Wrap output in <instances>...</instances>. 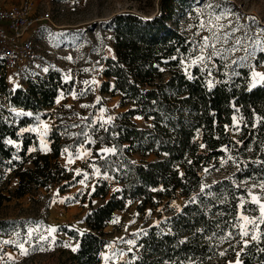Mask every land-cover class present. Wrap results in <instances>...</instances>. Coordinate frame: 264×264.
<instances>
[{"label":"trees","instance_id":"trees-1","mask_svg":"<svg viewBox=\"0 0 264 264\" xmlns=\"http://www.w3.org/2000/svg\"><path fill=\"white\" fill-rule=\"evenodd\" d=\"M195 1L158 0L157 12L150 17L123 11L107 20L114 56L103 61L100 92L118 96L123 111L101 128L91 118L71 121V113L64 112L63 105L54 115L48 153L28 154V146L37 144L36 137L20 130L34 122L33 114L48 116L44 112L54 105L60 91L71 92L72 83L64 82L59 72L49 71L36 80L29 79L25 87L8 89L4 74L0 75V169L11 168L17 179L13 197L54 185L64 192L76 185L81 176L74 175L58 159L64 148L74 150L81 144L93 149L92 163L100 175L119 185L118 191L86 213L81 234L62 229L77 241V250L67 255L70 264L100 263L106 242L104 228L128 200L155 204L154 198L176 194L189 198L203 185L200 173L212 161L233 160L238 179L264 178V86L249 90L247 71L240 69V76L220 81L210 90L197 68L192 69L193 79L183 71L181 61L195 55L193 40L183 24L195 14ZM259 59L264 62V53L255 59L257 65ZM15 109L32 115L18 116L12 112ZM236 113L243 121L234 133ZM137 117L143 121L141 125L134 121ZM89 138L95 143H88ZM9 140L21 142L20 160L14 159L16 148L7 143ZM101 147L116 151L99 155L97 149ZM133 155L139 160H133ZM108 191L109 183L102 180L95 185L91 198H104ZM210 191L207 197L196 196L195 202L191 198L171 217L172 233L159 234L151 227L137 242L139 256L118 264H179L187 258L203 261L208 250L205 235L212 233L221 239L232 233L240 194H244L226 180L215 183ZM226 251H233L234 260L240 264H264V232L260 241L245 248L237 240ZM229 260V255L222 259L223 263Z\"/></svg>","mask_w":264,"mask_h":264},{"label":"rangeland","instance_id":"rangeland-1","mask_svg":"<svg viewBox=\"0 0 264 264\" xmlns=\"http://www.w3.org/2000/svg\"><path fill=\"white\" fill-rule=\"evenodd\" d=\"M20 1L0 0V5H17ZM34 3L37 13L47 12L50 15V21L41 22L33 32L37 46V58L28 66L25 74L19 80L8 77L9 85L5 84L8 89L25 87L29 79L36 80L38 77L45 76L49 71H57L64 82L72 83V89L68 94L63 91L59 92L54 105L44 112L49 113L48 116L42 117L43 114L41 113L33 114L34 122L22 128H35L40 126L41 122L49 126L48 134L44 137L47 150L42 149L41 137L36 132L28 131L35 135L37 142L36 145L28 146V154L37 151L41 153L50 152L49 133L56 122L55 112L63 105H65L64 112L71 113L69 116L71 121L79 123L85 122V118H91L93 123L106 125L108 123H104V121L109 116L114 118L111 121L113 122L116 115L123 111V107L119 105L118 96L100 92V84L104 80L102 75L103 61L107 57L114 56L111 24L107 20L116 13L123 11L150 17L157 12L158 6V0H34ZM209 4H212L216 11H230L232 15L229 16V19L232 21V26H236L237 23L245 26L235 34L236 36L242 37L245 32L250 36H257L258 29L264 28V0H196L193 7L195 14L188 16L183 22L187 33L193 40L195 55L192 58L200 54L197 45L201 43V37L209 34L199 27L201 20L208 18L209 9L207 6ZM249 18H255V23ZM222 22L227 23L228 21ZM261 38L264 39V37ZM245 43L249 44L251 41H245ZM259 53L264 52L257 51L255 59ZM243 55L245 53L239 51L229 54L227 60L214 57L208 65L211 69V75L208 74L207 70L201 71L203 65L187 68V71L191 73L193 68H197L205 79L207 87L209 80L215 87L220 81H228L233 77L240 76V69H245L248 74L247 83L250 85L252 68L264 72V62L259 59L257 65L253 59L246 63L232 65L233 60ZM190 60H183L185 61L182 63L184 72ZM213 64L215 67L212 66ZM225 65L231 66L226 67ZM2 74L4 73L0 69V75ZM4 76L6 79V75ZM65 77H70V79L66 80ZM93 80L96 83H91ZM85 81L89 83L85 84ZM73 92L76 93V98H73ZM62 93L63 99L57 103ZM2 100L3 98L0 96V102ZM82 105H87V107H82ZM102 109L104 111H101ZM12 112L16 115L17 113H29L21 109H15ZM234 116L238 130L232 123V131L236 133L240 129L243 118L240 113H236ZM134 121L139 125L143 123L141 119L137 118H134ZM22 129L20 133L24 132ZM11 141L13 144L10 145L16 148L14 159L20 160L18 151L21 148V142ZM16 145H19V148ZM32 148L36 150L29 151ZM101 148L97 149L99 155L103 154L100 153ZM65 149L68 148L62 150L58 159L59 162L67 169L72 170L74 175H77L76 170L79 169L81 178L76 185L64 192H60L58 186L54 185L48 190L35 189L20 198H15L12 196V191L16 187L17 179L13 176L11 168L3 167L0 169V264H70L67 255L69 252H75L72 248H77V241L63 232L62 229L66 227L70 230H78L77 233L81 234L85 228L83 219L86 213L108 199L114 189L119 187L112 179L95 174L92 167V161L95 159L92 148L81 144L74 150L68 149L66 152ZM84 150H87L90 155L77 158L78 152L82 153ZM69 154H71L72 163H68ZM132 159L138 161L139 157L133 155ZM243 159L247 160L246 157ZM235 165V162L228 158L219 159L217 162L212 161L200 173L202 186H205L204 191L202 192L200 188L189 198L176 194L172 198L160 200L154 198L155 204H144L141 199L128 200L125 208L116 210L104 228L106 242L100 252L99 264H118L136 259L140 253L137 242L142 235L146 234L151 227L159 234L172 233L171 217L180 212L191 198L195 197L196 200V196L200 194H204L206 197L210 195V188L223 180L230 182L234 187L243 189L244 194H240V201L242 199L245 201L244 209L246 211L244 214L249 217H259L258 206L251 202L249 191L253 195L264 197V190L259 187L260 184L264 183V178L246 177L238 179L234 176ZM84 173L88 174V178L84 184H81L80 181L84 180ZM102 180L109 183L108 194L104 198H91L95 185ZM240 212L239 205L237 217ZM235 223L236 221H233V225ZM49 227L57 229L51 236L46 231ZM28 229H38V231L33 234L30 242L25 243V248L28 249L27 255H21L20 249L15 243H2L5 240L27 241ZM263 232L264 225H260L258 229L253 230V234L258 237L257 240H251L250 236L242 239L239 235V229L233 227V234L227 241H222L214 234L207 233L205 239L208 243V250L205 259L201 261V259L187 258L179 260V264H200L201 262L215 264L217 261H220L221 264H236L237 260H234L233 251L229 253L226 251L227 247L236 243L237 240L241 241L243 247L244 240H247L248 244L258 242L262 239ZM41 235L48 236V239L39 241L38 238ZM128 240L135 241V244L129 245L126 243ZM181 241L184 240L181 239ZM129 248L132 251H129ZM113 252H123L125 255L121 258L118 255L113 256ZM221 252L225 254L221 255ZM225 255H229L230 258L227 263L222 261ZM105 256L111 259L106 262ZM163 264H169V262L165 261Z\"/></svg>","mask_w":264,"mask_h":264},{"label":"snow or ice","instance_id":"snow-or-ice-1","mask_svg":"<svg viewBox=\"0 0 264 264\" xmlns=\"http://www.w3.org/2000/svg\"><path fill=\"white\" fill-rule=\"evenodd\" d=\"M208 18L206 20H201L199 27L207 31L209 34L207 36H202L201 37V43L197 45L200 54L196 55L194 58L190 60V63L187 64V67L185 69L186 75L188 76L189 79H193L192 75L190 72L187 71V68L197 66V65H203L204 67L201 68V71H208V74L211 75V69L208 67L209 63L213 60L214 57H219L220 59L227 60L228 55L231 53L243 51L245 55L238 57V59L232 61V65H238L242 63H246L249 60L255 59L256 52H264V39L261 37H264V28H259L258 29V35L257 36H250L247 32H245L244 36H236L235 34L241 30V28L245 27L244 25H240L239 23L236 24V26H232V21L229 19V16L232 15L230 11L225 12V11H216L214 6L212 4H209L208 6ZM199 14V13H198ZM238 19V18H237ZM255 23V18H249ZM227 20V23H223L222 21ZM199 34V33H198ZM245 41H251V43L246 44ZM228 45L227 47H225ZM69 59H71L69 57ZM172 59H176V57H173ZM181 63H185V61H181ZM215 67V65H212ZM226 67H230L231 65H225ZM163 70V69H161ZM44 71H47V69H44ZM66 80L70 79V77H65ZM85 84L89 83L88 81L84 82ZM91 83H96L94 80ZM258 85L264 86V72H259L256 71L255 68H252L251 71V83L249 85V90L252 88L257 87ZM208 87L211 90L213 87V83L211 80L208 81ZM73 98H76V93H72ZM60 99H63V93L61 94L60 98H58L57 103L60 102ZM99 100V98H98ZM82 107H87V105H82ZM101 111H104L103 109ZM238 111V109H237ZM17 115H27L31 116L32 113H17ZM140 117H137L139 119ZM86 119V118H85ZM114 118L109 116L104 123H109L113 120ZM233 126L237 127L236 124V117H233ZM101 128H103V124L100 125ZM107 131V129H104ZM24 132L32 131L36 132L40 137H41V146L42 149L47 150V146L45 144L44 137L47 136L48 131H49V126L43 122H41V125L35 128H26L22 129ZM84 135L87 136V133H84ZM88 143H95L91 138L88 139ZM9 144H13V141L9 140L7 141ZM17 148H19V145H16ZM201 147L203 148L204 145L201 144ZM35 148L29 149V151H35ZM67 152L68 149H65ZM116 151L115 148L112 147H104L100 149V153L103 154H109L112 153L114 154ZM90 155V153L87 150H84L82 153L78 152L77 158H84L85 156ZM70 158L68 160V163H72L71 159V154H69ZM103 159L104 156H101ZM94 169V172L96 175H100V169L96 168L94 165L92 166ZM77 175H80V170H76ZM88 178V174L84 173V180H81L80 183L84 184L85 180ZM204 187H201V191H204ZM259 187L264 190V183L260 184ZM114 191H118V189H114ZM249 195L251 196V202L256 204L258 206L259 210V217H249L244 214V204L245 201L242 199L240 201V208L241 212L239 213L236 223L233 225V227H236L239 229V235L241 238L249 237L251 240H257L258 237L257 235L253 234V230L258 229L260 225H264V197H259L256 195H253L251 191H249ZM195 200V197L193 198ZM115 222V221H114ZM55 227H49L46 229L48 232L49 236L52 235V233L56 232ZM38 231V229H28L27 236L28 240L24 242L20 241H11V240H5L2 243L3 244H10V243H15L16 246L20 249L21 255H27L28 249L25 248V243L30 242L32 240L33 234ZM17 235H19L17 233ZM232 233H228L227 236L222 237L223 240H227L231 237ZM48 236L41 235L39 236L38 240L39 241H44L47 240ZM54 239V237H53ZM129 245H134L135 241L133 240H128L126 241ZM248 245V241L244 240V247L246 248ZM66 247L68 245H65ZM111 247V246H110ZM73 251H76L77 248H72ZM129 251H132L131 248H129ZM243 251V248L241 249ZM221 255H224V252L220 253ZM104 255V254H102ZM119 256L123 258L125 255L123 252L121 253H116L113 252V256ZM237 256H240V253H237ZM105 261L107 262L109 259H111L108 256H105ZM236 264H240V261L237 260Z\"/></svg>","mask_w":264,"mask_h":264},{"label":"built area","instance_id":"built-area-1","mask_svg":"<svg viewBox=\"0 0 264 264\" xmlns=\"http://www.w3.org/2000/svg\"><path fill=\"white\" fill-rule=\"evenodd\" d=\"M49 13H37L34 0H21L17 5H0V69L8 77L19 80L37 58L33 32ZM131 237V235H129Z\"/></svg>","mask_w":264,"mask_h":264}]
</instances>
